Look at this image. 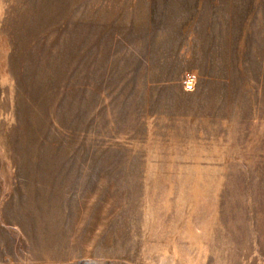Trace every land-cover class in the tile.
Listing matches in <instances>:
<instances>
[{"label": "rangeland", "instance_id": "rangeland-1", "mask_svg": "<svg viewBox=\"0 0 264 264\" xmlns=\"http://www.w3.org/2000/svg\"><path fill=\"white\" fill-rule=\"evenodd\" d=\"M0 264H264V0H0Z\"/></svg>", "mask_w": 264, "mask_h": 264}, {"label": "bare ground", "instance_id": "bare-ground-1", "mask_svg": "<svg viewBox=\"0 0 264 264\" xmlns=\"http://www.w3.org/2000/svg\"><path fill=\"white\" fill-rule=\"evenodd\" d=\"M23 139V138H22Z\"/></svg>", "mask_w": 264, "mask_h": 264}]
</instances>
